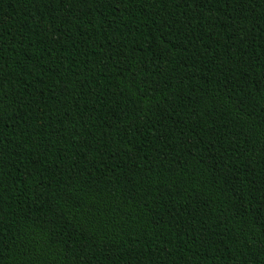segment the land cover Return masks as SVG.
I'll return each mask as SVG.
<instances>
[{"label":"trees","instance_id":"trees-1","mask_svg":"<svg viewBox=\"0 0 264 264\" xmlns=\"http://www.w3.org/2000/svg\"><path fill=\"white\" fill-rule=\"evenodd\" d=\"M0 264H264V0H0Z\"/></svg>","mask_w":264,"mask_h":264}]
</instances>
